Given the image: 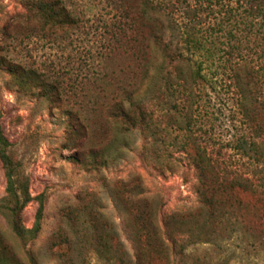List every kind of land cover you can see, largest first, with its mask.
<instances>
[{"label": "rangeland", "instance_id": "obj_1", "mask_svg": "<svg viewBox=\"0 0 264 264\" xmlns=\"http://www.w3.org/2000/svg\"><path fill=\"white\" fill-rule=\"evenodd\" d=\"M138 1L0 0V126L31 196L44 197L33 239L14 236L0 210V250L10 264H164L145 244L139 216L166 220L198 207L196 171L183 154L187 137L239 165L233 145L248 128L228 75L207 72L213 87L193 86L190 109L189 85H167L168 91L147 85L136 65L141 43H126L139 29ZM163 1L169 5L162 23L169 45H176L179 28L194 15L204 28L214 25L201 1ZM51 12L66 18L47 23L41 14ZM215 35L220 48L222 36ZM7 63L24 70L25 85L16 84ZM132 89L149 119L125 131L105 107ZM92 155L99 165L80 163ZM5 186L0 163V205ZM36 209V201L23 209L26 229L33 227ZM230 209L222 210L209 243L184 242L185 251L169 264H264L261 207L246 197ZM144 232L151 236L148 227Z\"/></svg>", "mask_w": 264, "mask_h": 264}, {"label": "trees", "instance_id": "obj_2", "mask_svg": "<svg viewBox=\"0 0 264 264\" xmlns=\"http://www.w3.org/2000/svg\"><path fill=\"white\" fill-rule=\"evenodd\" d=\"M198 1L203 3V12L214 21V25L204 28L200 17L194 15L179 28V38L173 46L165 43L162 27L166 18L164 11L169 8L167 2L139 0L134 21L139 29L127 38L126 43L131 45L135 39L141 43L136 65L142 70L147 85H162L166 91L167 85H189V109L195 104L191 88L196 85L213 87L207 72L220 69L228 75L231 88L237 95L248 133L238 137L233 145L235 154L239 156V165L232 163L229 157L225 158L221 151L200 146L193 137H187L183 154L196 171L198 207L188 214L175 215L166 220L139 216L145 244L148 249H153L159 259L163 257L164 264L182 255L184 242L185 246L209 243L211 228L224 216L222 210H231L233 203L239 207L243 198L251 197L264 215V94L259 89L262 87L264 91V0ZM125 9L132 12L129 6ZM57 14L51 12L41 16L52 24H57L59 19L65 20L63 13ZM215 32L220 33L223 39L220 48L216 45L219 39ZM220 53L223 54L222 59ZM215 63L219 68L213 69ZM6 68L16 84H26L24 70L11 63H7ZM137 89L125 91L124 98L105 107L112 118L127 126L125 131L138 126L142 128L149 119L146 117L149 112L144 108ZM159 92L157 89L156 93ZM259 109L262 114L258 113ZM185 119L191 121L188 116ZM10 146L0 126V163L6 181L0 210L7 217L14 236L21 240L33 239L40 229L44 197L42 194L31 196L28 180L9 155ZM107 158L108 155L102 159L103 163ZM80 163L96 167L101 160L97 159V155H92L88 163ZM32 201L37 202L34 224L31 229H26L21 222V213ZM145 226L152 231L150 237L144 232ZM3 251L0 250V264H10L9 257Z\"/></svg>", "mask_w": 264, "mask_h": 264}]
</instances>
